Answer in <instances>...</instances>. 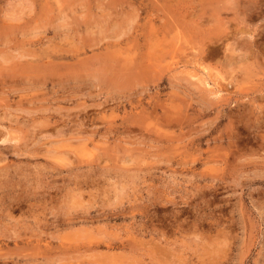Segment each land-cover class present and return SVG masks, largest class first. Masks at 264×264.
I'll return each mask as SVG.
<instances>
[{
	"label": "rangeland",
	"instance_id": "obj_1",
	"mask_svg": "<svg viewBox=\"0 0 264 264\" xmlns=\"http://www.w3.org/2000/svg\"><path fill=\"white\" fill-rule=\"evenodd\" d=\"M78 3L0 0V43L40 54L0 76V99L13 109L60 103L75 74L93 69L133 99L115 110L90 109L100 126L94 133L77 129L74 118H36L45 121L32 136L37 147L19 159L8 154L0 169L7 171L0 264H264V30L230 25L226 84L223 73L210 75L216 64L207 60L218 50L204 55L232 15L219 0ZM133 10L139 21L129 35ZM84 11L94 30L124 38L101 44L84 35L83 24L71 28ZM58 26H69L66 42L55 38L64 35ZM144 88L151 93L139 98ZM220 93L223 103L214 106L207 94ZM136 169H151L154 186L161 171L195 180L175 199L157 195L115 212L92 207L102 195L113 198L119 177Z\"/></svg>",
	"mask_w": 264,
	"mask_h": 264
},
{
	"label": "clouds",
	"instance_id": "obj_2",
	"mask_svg": "<svg viewBox=\"0 0 264 264\" xmlns=\"http://www.w3.org/2000/svg\"><path fill=\"white\" fill-rule=\"evenodd\" d=\"M89 0H79L78 7L86 8ZM100 4H109L110 0H97ZM221 5H227L224 10L232 13L231 17L221 23L219 37L216 41L211 42L204 50L205 57H209L213 49H217V55L207 60L208 63L216 64V68L210 70L219 71L227 77L225 83L231 81L232 66L228 63L234 52L233 32L230 25L235 23L240 29L251 33L252 29L264 30V0H219ZM139 21V12L132 11L131 17L128 19L126 28L127 34L135 29ZM92 20L87 11L79 15L78 19L73 22L71 28H78L83 24L87 31L84 35L89 37H98L99 43H105L108 40L118 42L123 39V36H110L100 33L90 27ZM70 31L69 26H58L57 32L64 33V35L56 36L62 42H66L67 33ZM21 39H30L24 33H21ZM239 39V36L236 37ZM253 40L255 36H250ZM11 40H4L0 43V76L9 72L12 67L23 61H38L40 54L21 55L19 50L12 51L9 45ZM99 46V45H97ZM217 61L221 63L217 64ZM187 83V81H186ZM68 95L64 97L60 103L53 100L47 107H35L30 105L28 108H10L5 104L3 99H0V169L5 168L7 155H15L18 159L31 155V150L37 147L38 141H33L32 136L37 129L44 124V120L36 119L43 116L45 118L53 115L61 119L74 118L75 126L79 130H88L89 132H96L99 130V125H96L89 115L90 109L103 111L107 107L112 106L113 110L122 107L132 102V95H124L121 91L108 88L105 84L103 74L96 69L91 71H84L77 73L71 81L66 84ZM151 93V89L144 88L139 93V98ZM211 104L218 105L223 103L224 93H220L218 97H213L207 94ZM68 105L67 107L63 105ZM23 119V122L21 120ZM41 140L52 139L51 136H43ZM75 139V138H74ZM107 140V137H105ZM150 163L161 164L167 163V167L171 168L170 162L153 160ZM141 167H147L142 165ZM150 169L142 171L136 169L124 176L119 177L116 183L121 187L117 189L116 195L109 198L108 195H102L99 202L92 205L95 209L104 212H115L122 208L126 203L136 202L145 203L154 199L157 195H166L170 199H175L181 194L189 190V185L195 180L194 177H181L175 171H161L159 173L160 184L153 185L147 179L148 176L154 175ZM60 176L53 173L52 180L54 183L59 182ZM7 179V171H0V180ZM23 179V177H21ZM109 186L114 183L113 178L106 177ZM157 188L161 191L158 193ZM12 235L18 237V233L13 231Z\"/></svg>",
	"mask_w": 264,
	"mask_h": 264
},
{
	"label": "bare ground",
	"instance_id": "obj_3",
	"mask_svg": "<svg viewBox=\"0 0 264 264\" xmlns=\"http://www.w3.org/2000/svg\"><path fill=\"white\" fill-rule=\"evenodd\" d=\"M199 11V10H198ZM111 12V11H110ZM214 16V15H213ZM64 20V19H63ZM114 20V19H113ZM210 21V20H209ZM105 30V29H104ZM110 33V32H109ZM173 36V35H172ZM175 37V36H174ZM182 38V37H181ZM180 44V43H179ZM95 47V46H94ZM161 47V46H160ZM126 52V51H125ZM130 52V51H129ZM71 53V52H70ZM128 53V52H127ZM116 54V53H115ZM118 56V55H117ZM125 56V55H124ZM126 57V56H125ZM125 60V59H124ZM130 61V60H128ZM197 62V61H196ZM47 65V64H46ZM56 65V64H55ZM103 68V67H102ZM100 69V68H99ZM104 69V68H103ZM17 71V70H16ZM104 72V71H103ZM191 72V71H190ZM76 75V74H75ZM208 75V74H207ZM17 81V80H16Z\"/></svg>",
	"mask_w": 264,
	"mask_h": 264
}]
</instances>
